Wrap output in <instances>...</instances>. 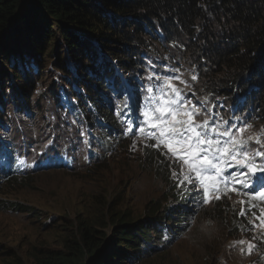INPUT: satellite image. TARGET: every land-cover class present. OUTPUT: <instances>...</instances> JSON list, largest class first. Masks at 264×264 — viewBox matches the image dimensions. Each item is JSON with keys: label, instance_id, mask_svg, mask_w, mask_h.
Listing matches in <instances>:
<instances>
[{"label": "trees", "instance_id": "16d2710c", "mask_svg": "<svg viewBox=\"0 0 264 264\" xmlns=\"http://www.w3.org/2000/svg\"><path fill=\"white\" fill-rule=\"evenodd\" d=\"M174 53L196 62L211 103L218 98L225 105L218 124L231 118L230 108L231 119L249 125L243 136H259L264 143V0H0V188L9 184L14 189L33 175L72 171L75 166L68 169L66 156L72 154V140L82 142L83 129L92 148L82 142V168L102 171L120 149L135 158L140 142L142 169H150L160 183L159 196L145 204L144 218L131 215L121 191L99 190L85 201L93 211L82 210L72 230L70 220L54 224L60 218L46 216L42 207L0 200V207L15 209L30 224L42 219L39 230L58 231L60 246L34 244L31 264H166L159 257L164 259L195 231L205 207L177 195L172 172L179 166L169 167L160 151L145 147L142 136L116 134L122 125L110 106L122 105V86L139 87L149 60L157 65ZM137 97L143 100L140 93ZM49 140L53 144L45 148ZM18 150L43 161L21 170L15 163ZM224 191L207 217L220 223L223 232L202 241L204 251L192 264H226L227 258L232 264H250L240 251L221 244L251 226L258 205L243 206L236 198L232 210H224L234 195ZM241 209L248 217L239 215ZM99 210L101 223L95 217ZM260 237L256 233L255 242L259 238L264 245ZM0 264L26 263L7 254Z\"/></svg>", "mask_w": 264, "mask_h": 264}, {"label": "snow or ice", "instance_id": "6c2138e0", "mask_svg": "<svg viewBox=\"0 0 264 264\" xmlns=\"http://www.w3.org/2000/svg\"><path fill=\"white\" fill-rule=\"evenodd\" d=\"M176 64L180 65V62L176 61ZM181 67H172L165 61L158 68L149 60L148 74L139 77L138 88L122 86L119 93L123 96L122 106L121 103L110 105L114 106L122 125L116 134L142 136L145 147L160 151L169 161V167L178 165L179 172H172L177 195L189 196L195 207L207 205L213 199L219 200V194L224 190L252 192L264 200V143L261 138L254 135L245 138L243 132L249 125L240 118L224 119L222 125L218 124L217 113L208 107L209 98L201 100L197 97L191 85L181 78ZM185 71L198 72L196 66ZM190 79L196 81L198 74H192ZM175 81L184 87H179ZM137 93L143 96V100L138 101ZM145 93L147 95H143ZM217 103H213L212 108H216ZM80 137L91 150L90 134L81 130ZM148 141L154 143L149 145ZM51 144L53 141L49 140L45 148ZM257 158L261 159L259 164ZM15 163L17 167L25 166V160L19 156ZM260 211L262 215L256 219L264 225V209ZM239 215L245 216L246 213L241 209ZM253 215L255 217V213ZM251 227L255 229L257 225L253 222ZM234 243L243 245L245 241ZM253 248L254 245L249 243V251Z\"/></svg>", "mask_w": 264, "mask_h": 264}, {"label": "rangeland", "instance_id": "374dc122", "mask_svg": "<svg viewBox=\"0 0 264 264\" xmlns=\"http://www.w3.org/2000/svg\"><path fill=\"white\" fill-rule=\"evenodd\" d=\"M185 57L186 56H183L182 54L174 53L167 58L160 59L159 62H157V66L158 68L162 67L165 61L172 67L182 65L181 78L191 85L192 90L196 92L199 99L204 100L206 96L209 98L208 90L201 85V72L197 68L196 62L190 61ZM176 61H179L180 65H177ZM193 66H196L198 70L197 73L185 71L186 69L191 70ZM9 73L11 74V72ZM147 74L148 72L145 73V75ZM192 74H198L197 81H192L190 79ZM175 83L179 87H184L179 81H175ZM143 95H147V93ZM222 104V101H219L218 108L213 111L211 99L209 98L208 107L212 112L217 113V116L224 112L225 105ZM220 105H222V107H220ZM136 111H138V109H136ZM227 113L231 115V118L233 117L230 108ZM83 131L85 132V129H83ZM136 144L137 146L134 150L135 158L126 156L125 153H123V149H120L119 152L107 160L108 163L102 171L99 168L90 171L85 168L80 169L83 164H85L86 148L83 147L82 142L79 141L78 138L75 139V141L72 140V154L66 156L67 165L70 164V166H67L68 169L72 168L71 166H75L72 168V171H52L49 173H43L39 176L33 175L34 179L23 182L22 184L17 185L14 189L7 187L9 186V184H7L0 188V200L18 201L20 203L42 207L46 216L49 215L50 217L60 218L54 224L60 225L65 219L70 220L74 224L70 229L72 230L75 227V223L80 219L79 215H82V210L86 212L93 211L90 206L85 205V201L89 200L87 196H90L92 193H96L99 190H109L111 194L116 191H121L131 215L144 218L145 204L152 197L159 196L158 189L160 183L150 169H142L143 166L140 159L144 154L142 151L144 143L137 142ZM18 152L20 153V157L25 160V166L19 167L21 170H32L34 164L43 161L42 158H37L35 153L31 151L27 152L26 150H18ZM34 161L35 163H33ZM95 170L101 171V173H96ZM177 172H179V168L177 169ZM224 192L225 191H222L219 194L221 197L220 199H222ZM238 192H240V195L237 197L236 195L229 196L231 198H228L226 201L229 202V206H226L225 209H223L232 210V202H234L236 198V201H239L240 203L243 201V203H241L242 205L246 201L253 202L258 205V212L255 214V217L252 215L250 222L251 224L254 222L257 227L253 229L250 226L239 237L232 239L227 238L228 240L224 239L226 242L224 244L223 241L221 246L229 247L231 250L234 249L240 251L244 260L253 264L255 234H264V225L261 224L259 219H256V217L262 215L260 210L264 209V200H261L259 197L258 199H253L250 197V193L245 194L243 190L238 189L236 193ZM83 198H85L82 202L83 205H80V199ZM215 200L216 199H213L209 204L200 206L205 207V209L195 231L190 233L180 245L175 247L176 249L174 248L167 252L166 254L168 255H165L164 259L158 256L161 259V262H165L166 264H192L195 256L197 254L202 255L204 251L202 241H210L216 233L221 234L223 232L220 223L217 224L215 221H209L207 218L209 217V214L212 213L210 208H212L211 204ZM124 206L125 205L123 204L120 207L123 208ZM245 213L246 215L243 217H248L249 213ZM95 217L98 218L101 223L103 212L99 210ZM27 220L28 219L25 216L19 214L13 208H9L5 205L0 207V253H5L4 256H0V260L7 256V254H12L18 259L23 260L26 264H31L33 262L31 252L34 244L40 247L43 245L48 246L45 242H49V244L51 242L50 246L52 247L56 248L60 246V243L57 241L60 240V237L56 228L41 231L39 230V227L43 224L41 221L42 219L37 221L35 225L28 223ZM112 233V228L106 230V234L111 235ZM241 240L245 241L243 245L234 243ZM249 243L254 245V248L251 251L248 249ZM226 250L227 249L224 248L223 252ZM229 259L230 258H227L224 263L232 264ZM150 262L155 261L151 260Z\"/></svg>", "mask_w": 264, "mask_h": 264}, {"label": "clouds", "instance_id": "9594fccd", "mask_svg": "<svg viewBox=\"0 0 264 264\" xmlns=\"http://www.w3.org/2000/svg\"><path fill=\"white\" fill-rule=\"evenodd\" d=\"M164 58H167V57H164ZM164 58H163V59H164ZM157 67H158V66H157ZM249 193H250V195H251V197H252L253 199H258V196H257L256 193H252V192H249ZM233 194L236 195V197H237L238 195H240V192H238V193L233 192ZM216 202H218V200L213 201V203L211 204V206L214 205V204H216ZM246 204H254V203H253V202L246 201V202L243 204V206H246ZM260 236H261V237H260L261 240L264 241V234H262V235H260ZM258 240H259V238L257 239L258 244H257V242H255V250H254V252L256 253L255 256H258V258L261 260V262H262V264H263V263H264V257H260V254H261V252L264 253V245H262L261 243H259ZM248 263H249V262H248ZM253 264H258L257 260L253 259Z\"/></svg>", "mask_w": 264, "mask_h": 264}, {"label": "bare ground", "instance_id": "6f19581e", "mask_svg": "<svg viewBox=\"0 0 264 264\" xmlns=\"http://www.w3.org/2000/svg\"><path fill=\"white\" fill-rule=\"evenodd\" d=\"M158 22V21H157ZM161 24V23H160ZM154 26H156V25H154ZM174 27V26H173ZM156 29V28H155ZM162 30V29H161ZM158 31V30H157ZM165 31V30H164ZM173 32V31H172ZM185 33V32H184ZM170 35V34H169ZM177 35V34H176ZM175 35V36H176ZM144 37V36H143ZM186 37H188V36H186ZM165 44V43H164ZM153 47V46H152ZM156 47V46H155ZM155 47H154V49H155ZM150 50V49H149ZM157 50V49H156ZM155 50V51H156ZM162 50V49H161ZM151 52V51H150ZM158 52V51H157ZM161 53V52H160ZM159 53V54H160ZM158 54V55H159ZM164 54V53H163ZM159 58V57H158ZM162 58V57H161ZM160 59V58H159ZM159 62V61H158ZM184 65V64H183ZM135 67V66H134ZM78 73V72H77ZM74 76V75H73ZM111 76V75H110ZM110 78V77H109ZM203 78H205V77H203ZM202 78V79H203ZM201 79V78H200ZM80 81V80H79ZM197 81V80H196ZM80 82H82V81H80ZM204 82V81H203ZM64 83V82H63ZM195 83V82H194ZM58 84V83H57ZM67 84V83H66ZM65 85V84H64ZM59 88V87H58ZM38 89H40V88H38ZM66 89H67V87H66ZM110 90H112V89H110ZM209 92V91H208ZM206 93V92H205ZM214 96H216V94L214 95ZM207 97V96H206ZM231 97V96H230ZM209 98H210V96H209ZM42 101V100H41ZM41 101H39V103H41ZM38 102V101H37ZM231 103H233V102H231ZM226 104V103H225ZM122 106V105H121ZM112 107V106H111ZM258 108V107H257ZM254 109V108H253ZM97 110V109H96ZM252 110V109H251ZM214 111V110H213ZM91 113H93V112H91ZM99 114V113H98ZM93 116V115H92ZM94 118V117H93ZM108 128V127H107ZM249 135V134H248ZM263 140V138L261 139V141ZM118 146V145H117ZM254 146V145H253ZM256 146V145H255ZM16 148V147H15ZM115 150V149H114ZM104 153V152H103ZM15 160V159H14ZM84 165V164H83ZM78 166H80V165H78ZM83 167V166H82ZM81 167V168H82ZM79 168V167H78ZM39 169V168H38ZM188 197V196H187ZM251 197V196H250ZM189 199V198H188ZM184 200V199H183ZM191 203V202H190ZM260 203V202H259ZM193 207V206H192ZM263 208V207H262ZM185 213V212H184ZM259 216V215H258ZM175 239V238H174ZM162 250V249H161Z\"/></svg>", "mask_w": 264, "mask_h": 264}]
</instances>
